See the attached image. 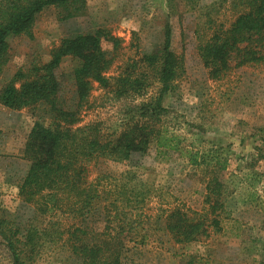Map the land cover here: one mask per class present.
Here are the masks:
<instances>
[{
  "label": "rangeland",
  "instance_id": "1",
  "mask_svg": "<svg viewBox=\"0 0 264 264\" xmlns=\"http://www.w3.org/2000/svg\"><path fill=\"white\" fill-rule=\"evenodd\" d=\"M242 10L238 0H199L194 10L181 2L174 15L169 12L167 0H87V12L82 17L61 20L59 11L49 7L37 16L33 37H8L9 62L0 74V92L19 72L25 80L32 78L34 69L48 64L65 38L97 31L111 39L102 43L114 57L107 76L117 78L135 66L134 72L139 74L143 71V55L163 43L165 28L171 26L172 48L183 59L185 70L163 98L162 107L167 110L163 123L181 135L187 146L227 162L220 175L225 205L222 231L210 230L209 238L199 244L179 245L161 221L165 212L175 207L190 215L206 214V186L213 169L192 166L174 152L159 154L155 145L146 155L135 156L132 164L101 160L89 168L90 180L103 178L101 192H116L115 186L124 188L126 181L134 177L132 184L141 193L139 201H144L133 212L140 226L135 225L126 238L121 264H186L195 256L197 264H264V64L233 69L226 78L213 81L199 56V48L215 31L228 29ZM79 64L66 57L58 70L61 99L69 109L78 105L74 71ZM111 83L107 89L93 84L74 129L100 124L106 135L119 134L134 116L135 106L148 101L161 88L149 80L152 85L142 97L119 98L114 81ZM54 120L55 115L43 103L22 110L0 103V218L21 229L42 228L47 222H59L65 229L75 223L54 213L43 216L35 204H26L19 196L31 164L24 157L27 138L34 124L51 126ZM115 192L105 197L114 198ZM98 203L103 217L115 216L111 203L120 210L124 206L109 199ZM101 221L89 220L102 233ZM143 235L148 237L144 244L140 240ZM0 264H10L1 236ZM30 264L79 263L56 240L46 243Z\"/></svg>",
  "mask_w": 264,
  "mask_h": 264
},
{
  "label": "trees",
  "instance_id": "2",
  "mask_svg": "<svg viewBox=\"0 0 264 264\" xmlns=\"http://www.w3.org/2000/svg\"><path fill=\"white\" fill-rule=\"evenodd\" d=\"M181 2L194 10L199 0H167L169 12L176 14ZM238 4L243 10L238 12L231 26L215 31L208 43L199 48V56L213 81L226 78L233 69L264 64V0H238ZM49 7L59 11V19L71 20L86 14L87 0H0V74L9 62L8 37H33L37 16ZM171 36V26L167 25L163 43L145 53L140 60L141 73L134 72L135 66L117 78H111L107 73L113 66L114 57L102 46L104 40H111L110 37L102 31L77 34L62 40L52 52L50 62L35 68L32 78L25 80V75L19 72L2 88L0 103L3 106L22 110L43 103L55 115L53 125L44 126L37 122L27 138L24 157L31 164L19 189L21 200L35 204L36 211L43 216L54 213L75 222L65 229L59 222H47L42 228L29 226L21 229L19 225L14 226V223L0 218V236L10 264H30L46 243L56 240L68 248L79 264H121L125 240L135 225L140 226L133 212L144 201H139L141 193L132 184L134 177L126 181L124 188L115 186L116 192H101L100 180L103 178L90 180L89 168L101 160L132 164L135 156L146 155L153 145L159 154L174 152L192 166L213 169L206 186V214L190 215L180 207L167 210L161 221L169 237L176 244L193 245L209 238L210 230L222 231L221 216L225 205L220 175L227 162L187 146L181 135L163 123L167 114L162 107L163 98L173 90V84L185 70L183 59L172 48ZM66 57L80 62L74 71L76 109L65 107L60 95L58 70ZM149 80L160 84L161 88L148 101L135 106L134 116L119 134L106 135L100 124L74 129L80 121L79 109L90 97L93 84L107 89L114 81V92L119 98L142 97L152 85ZM18 83H21L20 87H17ZM113 192L115 199L105 197ZM107 199L121 204L125 202L121 210L110 204L117 211L115 216L106 214L103 217L100 212L98 201ZM97 218L102 220V233L90 225L89 220ZM147 239L144 235L140 237L142 244ZM195 257L186 264H197Z\"/></svg>",
  "mask_w": 264,
  "mask_h": 264
}]
</instances>
